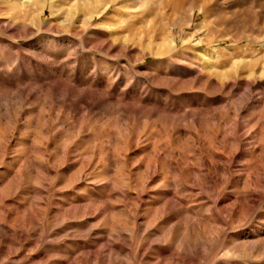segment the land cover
<instances>
[{
  "label": "rangeland",
  "instance_id": "rangeland-1",
  "mask_svg": "<svg viewBox=\"0 0 264 264\" xmlns=\"http://www.w3.org/2000/svg\"><path fill=\"white\" fill-rule=\"evenodd\" d=\"M259 235L264 0H0V264H264Z\"/></svg>",
  "mask_w": 264,
  "mask_h": 264
},
{
  "label": "bare ground",
  "instance_id": "bare-ground-1",
  "mask_svg": "<svg viewBox=\"0 0 264 264\" xmlns=\"http://www.w3.org/2000/svg\"><path fill=\"white\" fill-rule=\"evenodd\" d=\"M172 199V198H171ZM171 201V200H170ZM170 203V202H169ZM164 204H165V202H164ZM173 205V204H172ZM176 205V204H175ZM175 205H174V207H171L172 209L173 208H175ZM167 207H169V206H167ZM170 209V207L168 208V210ZM166 210H167V208H166ZM165 210V211H166ZM170 212V211H169ZM167 214V213H166ZM164 215V214H163ZM169 215H170V213H169ZM168 215V216H169ZM165 216H167V215H165ZM163 219V218H162ZM210 224V223H209ZM150 233H152V232H150ZM151 235V234H150ZM21 238H23V237H25L23 234H21V236H20ZM262 237V235L260 236L259 235V240H257V242H255L254 241V243L255 244H250V243H242V244H240V245H237L236 247H234L233 248V250L234 251H245V250H251V252H253V251H255L256 253H259V254H261L262 255V257H264V237L263 238H261ZM20 238V239H21ZM253 243V242H252ZM153 246V245H152ZM250 247V248H249ZM258 254V255H259ZM260 255V256H261Z\"/></svg>",
  "mask_w": 264,
  "mask_h": 264
}]
</instances>
